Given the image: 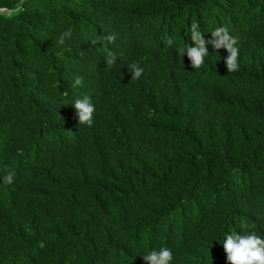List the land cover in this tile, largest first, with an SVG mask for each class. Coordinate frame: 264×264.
I'll return each mask as SVG.
<instances>
[{
    "label": "trees",
    "instance_id": "1",
    "mask_svg": "<svg viewBox=\"0 0 264 264\" xmlns=\"http://www.w3.org/2000/svg\"><path fill=\"white\" fill-rule=\"evenodd\" d=\"M193 21L239 36L237 71L211 44L200 69L179 61ZM84 95L91 125L65 104ZM229 224L264 235V0H0V264H147L161 246L228 264Z\"/></svg>",
    "mask_w": 264,
    "mask_h": 264
},
{
    "label": "clouds",
    "instance_id": "2",
    "mask_svg": "<svg viewBox=\"0 0 264 264\" xmlns=\"http://www.w3.org/2000/svg\"><path fill=\"white\" fill-rule=\"evenodd\" d=\"M211 32V36L205 40L204 32L198 22L193 21L188 27V39L191 45L176 44V41L171 36L165 38V43L169 46L176 44L175 54L179 61L182 54H186L190 65L193 69H200L206 64V57H209V50L207 44L213 46V51L223 47L227 55L224 57L225 67L227 72H235L239 69L238 65V41L239 36L232 34L228 26L220 24L215 26ZM70 30L61 34L60 42L63 43L65 37L69 36ZM115 39L113 34L106 36H96L89 40L91 45H98L104 41L112 42ZM181 39V38H180ZM211 52V53H212ZM105 62L107 66L117 64V56L115 53H110ZM128 71L131 73V78L138 79L141 77L143 68L137 63H130L126 65ZM82 77L77 76L74 83L81 84ZM66 105L71 104L74 108L78 121L81 124L91 125L93 122V113L95 105L91 102V98L87 95L77 97L71 102H65ZM15 173L9 171L4 177L3 182L10 184L13 181ZM239 228V232L233 228L232 224L227 225V231L223 230L215 239L222 244V250L225 253V260L228 264H264V235H258L254 230H248L246 224L235 225ZM147 264H172L173 252L166 246L159 248H151L146 253L141 255Z\"/></svg>",
    "mask_w": 264,
    "mask_h": 264
}]
</instances>
